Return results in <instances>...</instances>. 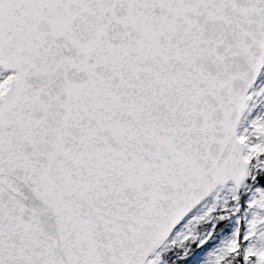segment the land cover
Masks as SVG:
<instances>
[{"label":"snow or ice","instance_id":"6c2138e0","mask_svg":"<svg viewBox=\"0 0 264 264\" xmlns=\"http://www.w3.org/2000/svg\"><path fill=\"white\" fill-rule=\"evenodd\" d=\"M0 264H264V0H0Z\"/></svg>","mask_w":264,"mask_h":264}]
</instances>
